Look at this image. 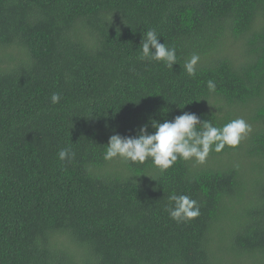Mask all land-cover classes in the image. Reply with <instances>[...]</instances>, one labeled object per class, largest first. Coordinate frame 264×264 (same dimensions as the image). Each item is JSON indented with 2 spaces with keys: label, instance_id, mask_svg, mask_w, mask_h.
I'll return each mask as SVG.
<instances>
[{
  "label": "trees",
  "instance_id": "16d2710c",
  "mask_svg": "<svg viewBox=\"0 0 264 264\" xmlns=\"http://www.w3.org/2000/svg\"><path fill=\"white\" fill-rule=\"evenodd\" d=\"M148 29L171 69L139 59ZM184 112L252 131L164 172L104 160ZM172 192L200 215L170 219ZM0 264H264V0H0Z\"/></svg>",
  "mask_w": 264,
  "mask_h": 264
},
{
  "label": "clouds",
  "instance_id": "9594fccd",
  "mask_svg": "<svg viewBox=\"0 0 264 264\" xmlns=\"http://www.w3.org/2000/svg\"><path fill=\"white\" fill-rule=\"evenodd\" d=\"M159 38L155 29L145 32L139 46V59L163 62L165 67L171 69L177 64L176 48L160 43ZM199 61L200 56L193 53L184 62L183 69L189 77L196 75ZM206 87L209 92L216 91V84L211 79L207 81ZM50 100L52 104H57L61 95L53 93ZM251 131V125L243 118L232 119L222 127H217L211 120L202 121L197 114L184 112L163 123L150 120L149 124L140 126L135 135L110 136L103 158L106 161L120 159L141 165L150 160L154 167L164 172L173 167L178 159L203 163L211 152L220 153L225 147L235 148ZM74 157L75 153L70 148L58 152L61 161L71 162ZM165 211L177 223L191 221L200 215V207L195 199L175 192L169 194Z\"/></svg>",
  "mask_w": 264,
  "mask_h": 264
}]
</instances>
